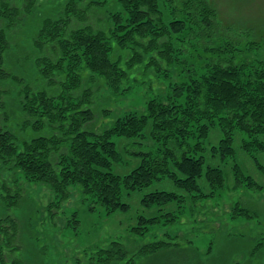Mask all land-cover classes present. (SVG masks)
I'll return each mask as SVG.
<instances>
[{
    "label": "trees",
    "instance_id": "16d2710c",
    "mask_svg": "<svg viewBox=\"0 0 264 264\" xmlns=\"http://www.w3.org/2000/svg\"><path fill=\"white\" fill-rule=\"evenodd\" d=\"M41 1L0 0V83L9 78L21 83L25 126L43 133L20 141L6 126L8 116L2 109L7 89L0 86V196L2 190L7 191L10 208L24 198L14 177L17 171L29 181L65 194L72 184L82 186L85 193L100 194L111 210L128 208L120 201L123 190L147 188L164 178L187 192L200 190L198 181L203 178L219 189L224 172L206 166L205 158L208 137L217 124L222 139L210 148L214 157L234 155L237 131L246 136L242 141L245 151L264 149L260 140L264 138L263 64L247 56L242 42L227 36L231 27L221 24L210 0H117L120 10L106 15L101 11L108 0H66L57 15L42 21L34 41L39 79L24 83L8 70L7 63L15 44L14 32ZM94 18L105 26L94 27ZM193 47L201 52V66H187L188 78L177 83L169 97L152 101L146 116L128 114L110 129H89L98 94L96 87L84 86V70L104 78L109 88L120 93L150 68L168 72L176 61L174 55ZM149 123L150 135L160 146L158 152L142 151L143 163L125 177L113 173L111 166L118 153L112 139L144 137ZM177 200V193L158 191L147 195L144 202L167 205ZM5 217L14 222L11 216ZM142 220L148 225L158 218ZM5 228L1 223L0 229ZM135 230L144 231L142 227ZM5 244L15 248L0 236V248ZM170 245L162 241L131 251L113 242L96 254L102 262L135 264L148 251ZM4 257L8 263L3 260L1 264H19L18 259H11L14 263Z\"/></svg>",
    "mask_w": 264,
    "mask_h": 264
},
{
    "label": "rangeland",
    "instance_id": "374dc122",
    "mask_svg": "<svg viewBox=\"0 0 264 264\" xmlns=\"http://www.w3.org/2000/svg\"><path fill=\"white\" fill-rule=\"evenodd\" d=\"M210 1L221 24L231 27L227 36L236 43L242 42L247 56L264 67V0ZM65 2L42 0L14 32L15 44L7 65L8 70L24 83H36L39 79L34 41L42 21L57 15ZM104 7L101 11L104 15L120 10L117 0H108ZM91 22L97 28L105 26L97 18ZM233 30L238 34L242 32V37L233 35ZM253 44L257 46L250 47ZM199 52L198 47H193L184 54L174 55L176 61L174 59L168 72L150 68L147 74L123 87L120 93L109 88L104 78L84 70V86L96 87L94 90L98 94L92 107L95 117L89 129L100 132L110 129L128 114L146 116L152 101L169 97L174 86L188 78L184 72L187 66L194 63L201 66ZM9 79L0 83L7 89L2 109L8 116L6 126L20 141L43 135L31 126H25L19 97L21 83ZM151 126L149 123L144 137L116 136L112 139L118 153L111 166L113 173L125 177L143 163L142 151L158 152L160 146L150 135ZM220 129L218 124L212 127L205 158L206 166L223 170L225 181L221 188H213L203 178L198 181L200 190L187 192L169 178L159 179L147 188L123 190L120 201L128 204L124 210H111L102 203L100 194L85 193L82 186L72 184L65 194L42 182L29 181L22 171H17L14 177L24 198L10 208L7 191L2 190L0 224L6 228L0 229V236L20 248L15 250L5 244L4 249L0 248V253L4 251L0 254V264L6 262L4 255L11 262H14L11 259H18L19 264H110L100 261V254L96 252L113 242H120L135 251L138 247L162 241L171 245L148 251L149 254L136 260L135 264H263L264 173L261 167L264 166V149L245 151L242 141L246 136L237 131L234 155L214 157L210 148L222 139ZM260 140L264 143V138ZM158 191L177 193L178 200L167 205L147 206L144 202L147 195ZM7 215L15 222L13 228L14 222L5 219ZM143 217H156L158 221L143 225ZM137 227L144 229L143 234L135 230ZM11 231H15L14 236ZM11 237H14L13 241Z\"/></svg>",
    "mask_w": 264,
    "mask_h": 264
}]
</instances>
